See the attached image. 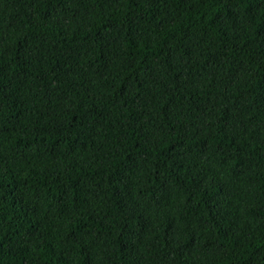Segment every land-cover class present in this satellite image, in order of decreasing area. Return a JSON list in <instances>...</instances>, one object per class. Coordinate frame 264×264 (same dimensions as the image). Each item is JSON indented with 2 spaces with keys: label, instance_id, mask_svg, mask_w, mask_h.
<instances>
[{
  "label": "trees",
  "instance_id": "1",
  "mask_svg": "<svg viewBox=\"0 0 264 264\" xmlns=\"http://www.w3.org/2000/svg\"><path fill=\"white\" fill-rule=\"evenodd\" d=\"M0 264H264V0H0Z\"/></svg>",
  "mask_w": 264,
  "mask_h": 264
}]
</instances>
